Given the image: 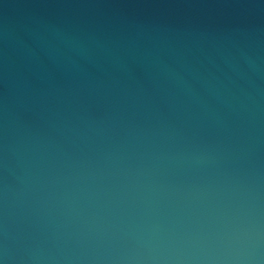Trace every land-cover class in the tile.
Wrapping results in <instances>:
<instances>
[{"label": "water", "instance_id": "obj_1", "mask_svg": "<svg viewBox=\"0 0 264 264\" xmlns=\"http://www.w3.org/2000/svg\"><path fill=\"white\" fill-rule=\"evenodd\" d=\"M0 264H264V0H0Z\"/></svg>", "mask_w": 264, "mask_h": 264}]
</instances>
